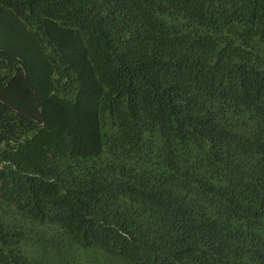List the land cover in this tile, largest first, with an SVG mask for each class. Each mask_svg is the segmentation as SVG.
<instances>
[{
  "label": "trees",
  "instance_id": "obj_1",
  "mask_svg": "<svg viewBox=\"0 0 264 264\" xmlns=\"http://www.w3.org/2000/svg\"><path fill=\"white\" fill-rule=\"evenodd\" d=\"M0 264H264V0H0Z\"/></svg>",
  "mask_w": 264,
  "mask_h": 264
}]
</instances>
